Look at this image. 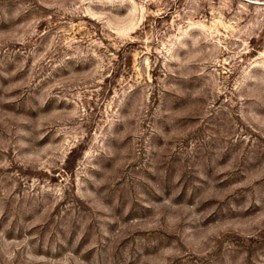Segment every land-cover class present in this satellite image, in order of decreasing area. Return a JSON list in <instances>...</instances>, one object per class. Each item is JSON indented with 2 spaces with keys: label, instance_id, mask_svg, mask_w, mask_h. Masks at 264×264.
I'll list each match as a JSON object with an SVG mask.
<instances>
[{
  "label": "rangeland",
  "instance_id": "374dc122",
  "mask_svg": "<svg viewBox=\"0 0 264 264\" xmlns=\"http://www.w3.org/2000/svg\"><path fill=\"white\" fill-rule=\"evenodd\" d=\"M0 264H264V0H0Z\"/></svg>",
  "mask_w": 264,
  "mask_h": 264
}]
</instances>
